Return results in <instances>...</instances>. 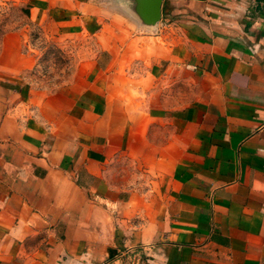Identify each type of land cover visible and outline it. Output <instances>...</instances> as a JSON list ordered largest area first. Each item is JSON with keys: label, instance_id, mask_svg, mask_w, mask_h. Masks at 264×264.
Listing matches in <instances>:
<instances>
[{"label": "crops", "instance_id": "obj_1", "mask_svg": "<svg viewBox=\"0 0 264 264\" xmlns=\"http://www.w3.org/2000/svg\"><path fill=\"white\" fill-rule=\"evenodd\" d=\"M20 2L79 43L0 36V264H264V0Z\"/></svg>", "mask_w": 264, "mask_h": 264}, {"label": "rangeland", "instance_id": "obj_2", "mask_svg": "<svg viewBox=\"0 0 264 264\" xmlns=\"http://www.w3.org/2000/svg\"><path fill=\"white\" fill-rule=\"evenodd\" d=\"M20 1L0 0V36L7 30L25 26L32 39V44L37 49L35 79L50 85L68 79L76 62L78 41L68 42L63 48L61 40L55 35L49 38L42 36L41 29L27 20V9L21 5ZM88 41L92 43L90 40H87V43Z\"/></svg>", "mask_w": 264, "mask_h": 264}]
</instances>
